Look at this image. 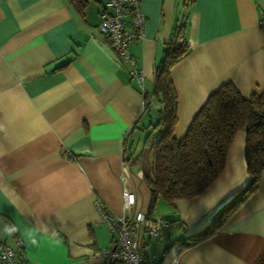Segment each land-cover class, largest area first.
Segmentation results:
<instances>
[{
	"label": "crops",
	"instance_id": "crops-1",
	"mask_svg": "<svg viewBox=\"0 0 264 264\" xmlns=\"http://www.w3.org/2000/svg\"><path fill=\"white\" fill-rule=\"evenodd\" d=\"M104 2L89 0L80 13L71 0H0V239L18 238L25 264H103L98 252L115 241L94 201L121 214L125 174L133 209L171 220L161 240L144 245L147 256L161 255L157 264H251L264 247V171L220 229L178 250L180 238L206 227L246 184L244 131L208 188L172 206L159 198L148 214L143 137L158 105L141 110L129 64L98 32ZM141 9L143 37L128 50L144 91L152 92L176 27L189 45L171 71L176 137L221 84L231 81L244 96L264 92V0H141Z\"/></svg>",
	"mask_w": 264,
	"mask_h": 264
},
{
	"label": "trees",
	"instance_id": "trees-1",
	"mask_svg": "<svg viewBox=\"0 0 264 264\" xmlns=\"http://www.w3.org/2000/svg\"><path fill=\"white\" fill-rule=\"evenodd\" d=\"M71 1L82 13L89 0ZM182 29V26L176 27L164 44L162 57L154 68L152 92L142 91L145 110L153 103L158 105L157 117L148 125L143 137L148 157L141 176L150 193L148 214L153 212L159 198L172 206L175 200L191 199L208 188L222 172L228 148L238 131L245 132L244 160L249 177L243 188L216 211L206 227L179 239L178 250L198 243L220 229L255 192L264 171V92L244 96L231 81L225 82L207 96L192 116L185 133L181 137L174 135L177 93L171 71L189 50ZM127 149L128 139L124 150ZM22 261L26 263L23 257ZM107 264L121 262L114 260ZM251 264H264V247Z\"/></svg>",
	"mask_w": 264,
	"mask_h": 264
},
{
	"label": "built area",
	"instance_id": "built-area-1",
	"mask_svg": "<svg viewBox=\"0 0 264 264\" xmlns=\"http://www.w3.org/2000/svg\"><path fill=\"white\" fill-rule=\"evenodd\" d=\"M97 23L98 32L117 54L120 60L129 64V74L134 77L143 91V72L137 66V59L128 50L132 41L141 40L145 16L141 9V0H105L101 4ZM258 24L264 26V15ZM141 110H144L142 103ZM129 131L123 136V145ZM122 208L121 214L110 212L98 199L94 201L101 222L114 235L115 245L98 252L104 263L119 261L121 264H155L161 255L146 256V240H161L171 220L162 216L148 217L143 212L133 209L135 194L125 185L126 175L121 174ZM14 245L0 239V264H23L22 242L16 238Z\"/></svg>",
	"mask_w": 264,
	"mask_h": 264
},
{
	"label": "rangeland",
	"instance_id": "rangeland-1",
	"mask_svg": "<svg viewBox=\"0 0 264 264\" xmlns=\"http://www.w3.org/2000/svg\"><path fill=\"white\" fill-rule=\"evenodd\" d=\"M154 242H155V240L154 239H151V247L153 246Z\"/></svg>",
	"mask_w": 264,
	"mask_h": 264
}]
</instances>
